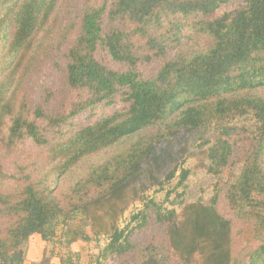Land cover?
I'll list each match as a JSON object with an SVG mask.
<instances>
[{"label": "trees", "instance_id": "16d2710c", "mask_svg": "<svg viewBox=\"0 0 264 264\" xmlns=\"http://www.w3.org/2000/svg\"><path fill=\"white\" fill-rule=\"evenodd\" d=\"M197 151L180 218L145 194ZM59 230L118 264H264V0H0V264Z\"/></svg>", "mask_w": 264, "mask_h": 264}, {"label": "rangeland", "instance_id": "374dc122", "mask_svg": "<svg viewBox=\"0 0 264 264\" xmlns=\"http://www.w3.org/2000/svg\"><path fill=\"white\" fill-rule=\"evenodd\" d=\"M185 42V41H184ZM145 72L150 74V68L144 67ZM46 81L57 82V75L53 69L48 67L45 71ZM29 83H27L28 85ZM122 104H114L110 107H98L97 110H87L74 119L71 120L72 125H90L97 119L107 114L114 112L122 108ZM24 148L31 152L32 147L30 144H25ZM206 157L205 151H197L195 154L185 159L178 165H173L171 169L178 166L176 177L165 183L162 187H155L148 191L145 195L147 198L154 199L157 203H161L168 209H174L179 214L180 218L183 216V211L178 206H173L171 202L175 199L176 193L181 192V188L177 187L179 183V176L181 170H190L193 173H198L202 169L204 159ZM143 208V203L135 202L130 205L127 210L121 215L118 220V226L120 229L125 228L131 219V216L137 214ZM58 236L50 242H44L40 236H33L30 238L26 245V261L24 264H32L35 261H39L45 255L51 259V264H59L60 256L64 257L72 264H118L114 258L104 255V248L108 244V239L105 236L98 237L96 240L90 242L78 241L72 245H69L67 238L64 235V231H58ZM199 260V259H198ZM200 261H195L193 264H201Z\"/></svg>", "mask_w": 264, "mask_h": 264}]
</instances>
